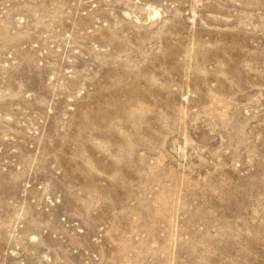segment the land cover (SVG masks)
Segmentation results:
<instances>
[{
	"label": "rangeland",
	"instance_id": "1",
	"mask_svg": "<svg viewBox=\"0 0 264 264\" xmlns=\"http://www.w3.org/2000/svg\"><path fill=\"white\" fill-rule=\"evenodd\" d=\"M0 264H264V0H0Z\"/></svg>",
	"mask_w": 264,
	"mask_h": 264
},
{
	"label": "bare ground",
	"instance_id": "2",
	"mask_svg": "<svg viewBox=\"0 0 264 264\" xmlns=\"http://www.w3.org/2000/svg\"><path fill=\"white\" fill-rule=\"evenodd\" d=\"M154 14H156V12H154Z\"/></svg>",
	"mask_w": 264,
	"mask_h": 264
}]
</instances>
